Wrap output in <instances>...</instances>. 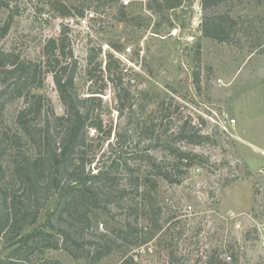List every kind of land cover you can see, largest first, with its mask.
Returning a JSON list of instances; mask_svg holds the SVG:
<instances>
[{
  "label": "rangeland",
  "instance_id": "rangeland-1",
  "mask_svg": "<svg viewBox=\"0 0 264 264\" xmlns=\"http://www.w3.org/2000/svg\"><path fill=\"white\" fill-rule=\"evenodd\" d=\"M56 1L12 0L9 7L0 6V22L11 18L1 46L19 60L40 64L36 82L27 87L30 99L43 97L44 110L63 115L44 46L50 38L65 37L80 95L105 88L102 105L87 104L94 116L101 115L104 130L90 131L85 158L95 153L96 167L115 158L128 164L118 180L128 193L104 199L84 231V241L99 234L114 239L102 260L74 257L60 240L56 248L31 254L28 263L264 264V0H223L208 9L202 0H60L71 8V17L59 15ZM214 13L237 20L229 40L204 35V17ZM3 81L1 76L0 89ZM24 105L23 98L9 102L6 126L15 128ZM223 112L237 119L229 131L214 121ZM43 115H34L37 129L43 128ZM186 124L208 139L178 140ZM177 147L200 157L187 166L169 151ZM19 149L33 160L43 155L32 141L13 152ZM155 163L169 179L158 175ZM4 167L10 184L24 193L27 184L12 172L13 163ZM148 177L157 179V189ZM39 191L37 219L15 240L42 231L56 234L50 219L72 225L69 215L51 217L59 193L48 184ZM129 223L137 228L133 235ZM7 245L0 238V260L13 248Z\"/></svg>",
  "mask_w": 264,
  "mask_h": 264
},
{
  "label": "trees",
  "instance_id": "trees-1",
  "mask_svg": "<svg viewBox=\"0 0 264 264\" xmlns=\"http://www.w3.org/2000/svg\"><path fill=\"white\" fill-rule=\"evenodd\" d=\"M11 1L0 0V6L9 7ZM222 1L202 0V6L208 9ZM54 4L58 5L60 16H74L71 8L62 1L57 0ZM173 5L171 4V7H174ZM85 15L83 10L79 12V16ZM10 19L0 22V78L2 76L4 80L2 82L4 87L0 89V238L4 237L8 240L9 246H7L13 248L5 259L0 260V264H29L31 254L44 248H56L60 240L74 257H85L93 262L100 261L111 253L115 244L114 239L108 238V234H99V240L84 241V231L91 227L97 217V212H93L100 209L104 199L111 200L117 193L121 195L128 193L127 184L122 186L118 180L121 169H130L128 164L121 166L120 158L98 167L95 166L96 163L93 166L97 161L95 153L93 159L88 161L85 158L89 140L92 139L90 131L94 129L93 133L99 135L104 130L101 115L97 113L94 116V107H88L87 104L99 102L98 104L102 105L105 88L89 92V96L80 95L76 84V61L72 62L73 52L66 56L65 37L50 38L44 46L45 67L53 66L46 71L53 76L65 111L63 115H59L53 108L44 110V98L39 97L36 101L30 99L27 89L30 84L36 82V73L40 69V64L19 60L18 56L5 51L1 46L2 39L11 28ZM237 24V20L229 13L209 14L204 17L203 33L219 41H227L230 39V29ZM67 57L71 63L67 61L68 64L63 63ZM108 69L111 71V64ZM17 98H23L25 105L17 112L16 126L13 128L6 126L5 109L9 102ZM39 114H44L45 119L43 128L37 129L33 121L34 115ZM37 133L40 134V139H37ZM105 135L106 139H110L111 130ZM177 139L189 144H201L208 139V135L200 134L194 127L187 128L186 124L178 130ZM30 141L34 142V145L38 143L39 153L43 150L42 156L33 160L24 149L13 152L16 147L25 148V144ZM169 151L187 166L200 157L178 147ZM4 162L9 164L12 162V172L24 185L27 184L26 189L23 186L24 193L19 194L15 182L10 184ZM155 164L154 170H159L158 175L169 179L170 176L165 171L161 172L162 165ZM139 178L135 177L136 191H139L140 187ZM147 179L152 183L153 189H157V179L151 177ZM43 184H48L59 193V200L51 217L55 214L61 217L69 215L72 225L60 224L62 221L59 220L55 223L50 219V226L56 230V234L42 231L15 240L23 227L35 223L37 219L40 209L37 196L41 193L39 187ZM75 221L77 226H73ZM129 228H132L130 223ZM116 229L118 228H113L112 234L117 239ZM136 230L137 228H132L130 233L133 235ZM12 235L14 237H11ZM33 242L39 243L34 245ZM129 261L131 264H136L133 260ZM51 263L45 261L43 264Z\"/></svg>",
  "mask_w": 264,
  "mask_h": 264
},
{
  "label": "built area",
  "instance_id": "built-area-1",
  "mask_svg": "<svg viewBox=\"0 0 264 264\" xmlns=\"http://www.w3.org/2000/svg\"><path fill=\"white\" fill-rule=\"evenodd\" d=\"M175 32L178 31V29L174 30ZM215 123H217L219 125L220 128L229 131L231 128L235 127L236 123H237V119L232 117L229 113L227 112H223L221 114V116H219V118L217 120H215ZM101 227H104V224H101ZM127 264H131V263H127Z\"/></svg>",
  "mask_w": 264,
  "mask_h": 264
}]
</instances>
